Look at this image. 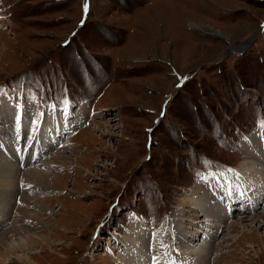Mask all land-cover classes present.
Instances as JSON below:
<instances>
[{"label":"rangeland","instance_id":"374dc122","mask_svg":"<svg viewBox=\"0 0 264 264\" xmlns=\"http://www.w3.org/2000/svg\"><path fill=\"white\" fill-rule=\"evenodd\" d=\"M64 100L92 119L73 118L81 126L63 143L70 150L40 160L49 162L40 171L55 195L17 172L10 206L0 198V232L11 226L18 236H47L27 246L33 262L146 264L149 240L153 252L169 240L174 250L157 264H264V228L251 219L264 215V200L246 222L237 212L227 217L209 258L172 239L194 231V212L205 210L187 208L188 196L203 202L219 194L226 210L227 174L241 187L239 167L262 161L264 168V0H0V142L13 152L0 146L3 166L15 154L12 106L32 130L36 113L46 112L42 101ZM71 103L60 125L55 119L60 129L78 114ZM25 152L12 164L34 170ZM6 247L0 241V264L24 255Z\"/></svg>","mask_w":264,"mask_h":264},{"label":"bare ground","instance_id":"6f19581e","mask_svg":"<svg viewBox=\"0 0 264 264\" xmlns=\"http://www.w3.org/2000/svg\"><path fill=\"white\" fill-rule=\"evenodd\" d=\"M190 25L192 26V27H198V28H200V29H203L204 28V26L205 25H203V24H196V22H193V24L192 23H190ZM209 30H211V31H213V33L214 34H219L217 31H214L213 29H210L209 28ZM38 122H39V120H38ZM38 122H36V123H34V127H33V130H35L37 127H35V126H38V125H40V124H38ZM58 125H60L59 123H58ZM57 126V125H56ZM14 127V129H15V126H13ZM24 128H25V130L26 131H28V129L26 128V126L24 125ZM32 130V131H33ZM62 130V129H61ZM38 131H35L34 132V134H36L37 136H38ZM264 139V138H263ZM264 144V143H263ZM263 144H262V148H263ZM0 146H1V148H4L5 149V151L4 152H6L7 153V155L8 154H12L13 152L11 151L12 150V147L8 144V143H2V142H0ZM7 146H9V149L8 148H6ZM64 146H62V149H63V151H65V152H68L70 149H68V146H65L64 148H63ZM7 150V151H6ZM14 150V149H13ZM15 151V150H14ZM4 152H3V157H4ZM54 153V152H53ZM249 154V153H248ZM15 156V154H13L11 157H14ZM26 156L28 157V158H33V156L30 154V151L28 150L27 151V154H26ZM254 156V155H253ZM259 156V158H260V155H258ZM38 158H41V156L40 157H38ZM251 158H252V156H251ZM53 159H55V158H53ZM257 159H258V157H257ZM256 159V160H257ZM263 160H264V158H263ZM4 161V160H3ZM42 161H44V160H42ZM260 161V160H259ZM258 161V162H259ZM9 162L10 163H7V165L6 166H3L2 165V156H1V153H0V185H4V186H8V188H14L15 187V190H14V192L12 193L11 191H8L6 188L5 189H2L1 191H0V198L3 200L4 198V196H7L8 198H6V200L3 202V205L4 206H8L9 205V202L11 201V200H13V195H16V185L17 184H14V179H13V177L15 178V175H16V173L17 172H19V175H20V173H22L21 174V176L23 175L24 176V178H27V177H29V175L32 177V178H37V179H34L35 181H39V182H41V183H45V187H44V189H45V191L46 190H48L49 191V193L50 194H54L55 195V191H52V189L51 188H49V186H48V181H47V178L48 177H50V175L49 174H47V172L44 170V172H42V171H40V170H42V164H44L43 166H46L45 164H47V163H49V162H47L46 161V163H45V161H44V163H41L40 164V160H38V164H37V167L36 168H34V170L32 169V170H29V167H27V165H25L24 166V168H23V170H20V168H19V165H17V167L16 166H14L12 163H13V161L12 160H9ZM256 162V161H255ZM262 161H260L259 163H257V164H254V165H257V167L258 168H254V166H252V164L250 163V164H248V166L246 165V166H244V167H239L238 169H241L240 171H241V175L242 176H244V177H246L243 181H241V187L238 189V191H239V194L237 195V197L235 196V198L234 199H229V200H227V196H225V197H222L221 196V198H222V200H221V202L224 204V207H225V209L226 210H223L224 208H222V207H220L221 206V204H220V195L219 194H213V196H211V200L210 199H207V200H204L203 202H202V200H203V198H194V196L193 195H190V196H188V199H189V201L187 200V202L185 203V205L187 206V208L188 207H193L194 205L195 206H201V208H204L205 210H204V212L206 213V216H207V226L205 227V228H210V227H213V228H216V232H220L221 230H222V228L224 227V225H222L223 224V222H226V220H227V217H228V219L229 218H231L232 216H233V212H237V214L238 215H240L241 217H239V221H240V223L241 222H246L248 219H246V217L247 216H251L253 213H258V211H254L253 210V206L255 205V206H257V204L258 205H260V202H263V200H264V174H263V172L262 171H264V168L262 169V167H261V163ZM27 164V163H26ZM40 164V166H38ZM35 165V164H34ZM44 168V167H43ZM45 168H47V167H45ZM26 169H28V170H26ZM233 169H235V168H233ZM26 170V171H25ZM50 170V169H49ZM50 173H51V171H50ZM224 174H226V173H224ZM18 175V174H17ZM223 175V174H222ZM221 175V176H222ZM228 176H230L229 174H227ZM23 178V177H22ZM30 179V178H29ZM226 180H228V178H225ZM258 180H261V182L259 183L258 182ZM225 182V181H224ZM31 183V182H30ZM216 184V183H215ZM40 185V184H39ZM21 187V186H20ZM24 188H26V187H24ZM23 189V188H22ZM25 190V189H24ZM18 191V190H17ZM35 191V190H34ZM47 192V191H46ZM201 192L202 193H204V194H206V195H210V190L209 189H206V187H203V189L201 190ZM20 193V192H19ZM244 193V195H242ZM22 194V193H21ZM199 195V194H198ZM205 195V196H206ZM212 195V194H211ZM21 196H24V194L23 195H21ZM26 196V195H25ZM23 197V201L25 200L26 201V198L27 197ZM22 198V197H21ZM58 199V198H57ZM243 199H245V200H243ZM255 199V200H254ZM225 200H226V202L228 203V204H231L232 206H231V209H232V211H231V214H229V212H228V214L226 213V211H227V209L229 210V207L225 204ZM249 200L250 201H253L254 200V202H256V204H253V203H251V202H249ZM208 201H210L211 203H209ZM242 202V201H245V202H247V204H244L243 205V208H242V210H241V212L239 211H237V210H235L234 208V203L235 202ZM188 202H190V203H188ZM234 202V203H233ZM188 203V204H187ZM199 203V204H198ZM209 205H208V204ZM222 204V205H223ZM27 205H29V204H27ZM10 206V205H9ZM260 207V206H259ZM183 208V210H184V207H182ZM181 208V209H182ZM4 209V208H3ZM3 209L1 210V211H3ZM190 209V208H189ZM188 209V211H191V209L189 210ZM193 209H194V207H193ZM264 209V208H263ZM7 210V209H6ZM1 211H0V216H1ZM198 211V210H197ZM203 211H202V213H200V212H194L195 213V215L197 216V217H199V221H197V224L199 225H201L202 227H204V225H202V223L204 222V221H206V220H204V219H201V216H203V213H204ZM225 212V213H224ZM246 212V213H245ZM251 212V213H250ZM244 213V214H243ZM263 213H264V210H263ZM235 217V216H234ZM186 218H188V217H186ZM248 218V217H247ZM259 218H264V215H253V216H251V219H256L255 220V225H257V226H260V227H262V228H264V224H261V225H259L258 224V220L257 219H259ZM189 219V218H188ZM190 220H191V218H190ZM184 221V220H183ZM210 222H214V224H216L215 226H212V224L213 223H210ZM17 223V222H16ZM229 223V222H228ZM227 223V224H228ZM238 223V222H237ZM197 224H195V225H197ZM234 225H236L235 223H233L232 222V224H228L227 226H229V228L230 227H233ZM31 226V225H30ZM25 227V230H27L28 232L30 231V229H33L32 228V226L31 227ZM183 226V225H182ZM225 226H226V224H225ZM2 227V225H1V223H0V228ZM202 227L200 228V230L197 228V230H194V231H192V232H188V234H180L179 233V231L177 232V233H179L178 235H177V237H176V241H178L179 243H181V245H180V248L182 249V248H185V250L187 251V253H190V254H193V255H195V256H197L198 257V255H200V253L202 254V255H204V256H206V257H210L211 256V252H212V250L214 249V246H211L212 244H211V242L209 241V243H207L206 242V240H207V236H205L204 237V242L203 243H205L204 244V246H202L203 248H204V250H205V252H200V251H202L201 250V246H199V248L198 249H196V246L197 245H199V243H197L198 242V236L200 235V233L202 234L203 232H201V229H202ZM240 227V226H239ZM242 227V226H241ZM15 228H13V227H9V228H7V229H5V230H2L1 232H0V241H2V243H6V245H7V250H8V253H12V255H15V254H19V252H21V253H23L24 255H22V256H20V257H13L12 259V261L11 262H13V264H36L35 262H33V260H32V258H31V256H29L28 254H27V246L28 245H32L33 243H34V240L33 239H47V236H44V235H42V234H40V233H38L37 231H33V232H31V234H30V236H28V233L26 234V235H22V236H18V235H20V234H18V233H16L15 232V230H14ZM19 229V228H18ZM208 230V229H207ZM226 230V229H225ZM198 231H199V233H198ZM11 232V234L10 235H12V237H8V234ZM19 232V231H18ZM22 232V231H21ZM14 234V235H13ZM207 234H209V231H208V233ZM218 234V233H217ZM171 235L172 236H174V233H173V230H172V232H171ZM14 236V237H13ZM136 236V235H135ZM3 237V238H2ZM138 237V236H137ZM175 237V236H174ZM135 238V237H134ZM178 239V240H177ZM48 240V239H47ZM137 240V239H136ZM225 240V239H224ZM38 241V240H37ZM36 241V242H37ZM138 241V240H137ZM140 241V240H139ZM161 241V240H160ZM183 241H186V242H189L190 244L189 245H184L182 242ZM46 242V241H45ZM135 242V241H134ZM223 242V241H222ZM136 243V242H135ZM171 243V242H170ZM195 243V244H194ZM221 243V242H220ZM15 244V245H14ZM155 244V243H154ZM159 245H161L162 246V244H159ZM158 245V246H159ZM165 245V244H164ZM154 246V245H153ZM16 247H18V249L16 248ZM162 248V247H161ZM16 249H17V251H16ZM24 249V250H23ZM158 249V253L159 254H157V255H155V256H157V258H160L162 255H165V249H159V248H157ZM169 249H171V248H169ZM173 249V248H172ZM178 249V248H177ZM15 250V251H14ZM182 252V251H181ZM179 253V252H178ZM183 253V252H182ZM7 254V253H6ZM186 254V253H185ZM183 255V254H182ZM7 256V255H6ZM181 256V255H180ZM201 256V255H200ZM138 257V256H137ZM172 257V256H171ZM5 259H6V257L5 256H2L1 254H0V261H5ZM150 260V259H149ZM204 260V261H203ZM207 259H202L201 258V261H202V263H196V264H204V262L206 261ZM139 261V260H138ZM137 261V262H138ZM173 261V260H172ZM200 261V262H201ZM146 262H147V260H146ZM172 263V262H171ZM206 263V262H205Z\"/></svg>","mask_w":264,"mask_h":264},{"label":"snow or ice","instance_id":"6c2138e0","mask_svg":"<svg viewBox=\"0 0 264 264\" xmlns=\"http://www.w3.org/2000/svg\"><path fill=\"white\" fill-rule=\"evenodd\" d=\"M84 8H85V11L87 12V9H88L87 3H85ZM183 79H187V78H183ZM161 115H163V113H161ZM149 131H151V130H149Z\"/></svg>","mask_w":264,"mask_h":264}]
</instances>
